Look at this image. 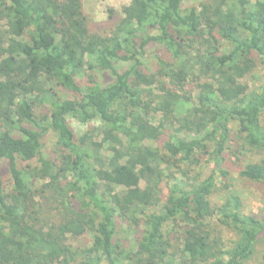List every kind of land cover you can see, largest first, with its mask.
I'll return each instance as SVG.
<instances>
[{
    "label": "trees",
    "instance_id": "1",
    "mask_svg": "<svg viewBox=\"0 0 264 264\" xmlns=\"http://www.w3.org/2000/svg\"><path fill=\"white\" fill-rule=\"evenodd\" d=\"M190 1L129 0L105 33L91 32L80 0H0V264L250 260L264 218L242 214L229 182L264 190V0ZM255 72L253 89L243 81ZM68 120L102 126L100 145ZM247 156L259 159L233 170Z\"/></svg>",
    "mask_w": 264,
    "mask_h": 264
},
{
    "label": "rangeland",
    "instance_id": "2",
    "mask_svg": "<svg viewBox=\"0 0 264 264\" xmlns=\"http://www.w3.org/2000/svg\"><path fill=\"white\" fill-rule=\"evenodd\" d=\"M82 4L83 11L88 18V25L91 30V32H100L103 31L105 33L109 32V30H112L113 27L116 25L117 20V13L120 10L121 7L128 4L129 0H80ZM202 0H191L189 3V6H197ZM161 51L156 48H148L147 54L144 59V64L146 69L154 73L157 70L156 65V59L157 57H161ZM121 70V69H120ZM103 76V75H102ZM90 79L89 77L81 76L76 81L80 85H85L86 82ZM100 83H103V81H109L108 77H102L100 78ZM262 81L261 75L257 72L253 73V75L247 77L243 82L246 83L249 87L255 89L259 83ZM145 89H147L149 92H151L152 95L155 97L159 95V91L156 89V84H151V86L147 87L144 86ZM143 87V88H144ZM186 92L190 96V101L192 103L196 102V90L189 85L186 87ZM156 104L152 105V107H155ZM36 114L39 118H43L48 115V111L46 107H40L36 109ZM152 117L154 118L151 123L158 126V123L160 121V114H152ZM263 125H264V113L262 116ZM68 124L70 128L72 129L75 137H80L83 133H87L88 130H94L92 133H88V135H91L90 142L93 145H100L102 136H103V127L100 126L98 123H90L87 126H80L73 120H68ZM44 147H43V156L45 158H52V152L54 150L53 145L54 141L51 135H48L44 140ZM146 145H150L151 147L155 148L156 143H147ZM233 153L234 152V149ZM252 159L253 161H257L259 157L254 156H247L240 159L238 162H234L232 168L233 170L237 169V167L249 163V160ZM167 174L166 172L163 174L162 179L160 181L159 189L165 194L166 186H165V178L164 175ZM233 174V172H232ZM234 175V174H233ZM235 177V175L233 176ZM229 182V185L231 187V191L238 194L241 198L242 202V214L245 215H251L255 216L256 218L262 219L264 218V190L261 188L260 185L252 183L250 181H246L239 178H233ZM140 188H143L144 184L140 183ZM10 188L9 180L5 178V189L8 190ZM213 202H217L216 198H212ZM219 201V200H218ZM55 219V217H54ZM56 222H59L61 220V217H58L55 219ZM117 229H116V237L115 239L119 241L123 247H127L131 245L130 242V233L126 227V225L123 222H120L119 220L116 221ZM176 234L170 235L169 237L171 239V243L176 238ZM223 236L225 238H228L230 236V233L223 232ZM89 244V239H81L77 241L72 247H79L82 248L83 245ZM176 246V244H175ZM177 248V247H176ZM175 248V252L177 253V250ZM264 253V238L259 241L254 246L253 255L250 258V260L246 264H257L258 261H260V257ZM77 262L73 263L76 264Z\"/></svg>",
    "mask_w": 264,
    "mask_h": 264
}]
</instances>
